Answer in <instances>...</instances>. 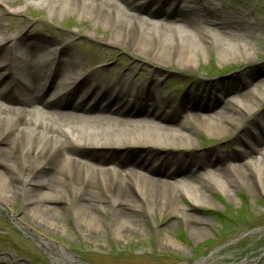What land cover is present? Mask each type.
<instances>
[{"label":"bare ground","instance_id":"obj_1","mask_svg":"<svg viewBox=\"0 0 264 264\" xmlns=\"http://www.w3.org/2000/svg\"><path fill=\"white\" fill-rule=\"evenodd\" d=\"M21 4L44 8L49 14L54 10L60 15L84 18L107 35L105 45L160 66L174 62L178 68L192 71L197 59L213 50L218 64L229 61L264 67V59L255 60L250 43H260L255 31L264 26V21L247 19L246 12L233 17L235 14L225 9L212 11L202 0H0V75L10 92L26 93L19 99L0 91V210L20 230L34 231L27 225L32 220L35 227L40 223L44 231L51 226L58 228L64 220L58 211L72 201L73 215L82 228L95 227L99 219L109 215L114 232L124 236L134 230L127 220L129 211L142 210L150 217H179L188 236L198 240L209 233L211 222L185 212L190 206L215 208L212 192L234 202V191L239 188L264 198V159L259 162L261 155H256L261 147L247 145L248 140L264 136V111H259L256 119L238 134L236 140L243 149L235 155L230 172L210 168L214 161L221 160L216 152L211 156L216 148L199 151L196 158L193 155L200 133L213 138L236 133L244 120L259 110L260 103L255 99L263 101L264 95H247L246 91L240 93L243 101L235 102L238 97L231 96L225 100V107L216 110L224 104L221 98L228 94L225 89L216 88L213 97L193 96L189 91L172 107V100L158 97V82L140 83L131 78V68L113 81L110 73H119L122 68L83 71L77 67L83 54L72 46V32L63 36L27 34L24 28L10 32L6 17L16 14ZM143 13L157 21L180 22L183 29L148 24L141 18ZM195 17L202 22L198 24ZM217 32L222 39L216 36ZM82 36L92 41L104 40L90 32ZM104 57L97 63L110 61L109 56ZM254 74L253 69L246 71L242 83L232 79L229 89L247 86ZM154 75L164 78L166 74L155 69ZM60 76L71 82V91L61 96L53 93L52 97L60 96L55 99L47 98L60 79L54 85H42L39 78L48 82ZM23 79L29 81L31 90ZM78 91L81 103L74 105L73 95ZM87 102L93 104L90 113L86 111ZM33 106H39L44 113L32 111ZM191 110L200 111L202 116L194 118L191 125H180L178 118ZM95 115L99 123L88 120ZM173 125L177 129H172ZM133 147L145 148L144 157L128 164L152 173L151 176L124 169L126 161L119 154H109L111 149ZM85 148L94 151L87 155L81 151ZM154 150L159 153L152 157ZM188 152L192 160L185 161L183 156ZM245 154L249 155L240 163ZM201 169L212 173L192 184ZM184 172L191 176L177 180ZM15 198H20L24 207L25 213L19 217L11 208ZM102 199L109 204H103ZM190 221L199 225L193 226ZM34 235L47 247L42 235ZM50 257L57 263L84 264L64 247L59 248L57 256L50 253Z\"/></svg>","mask_w":264,"mask_h":264},{"label":"rangeland","instance_id":"obj_2","mask_svg":"<svg viewBox=\"0 0 264 264\" xmlns=\"http://www.w3.org/2000/svg\"><path fill=\"white\" fill-rule=\"evenodd\" d=\"M202 1L212 11L225 9L230 14H235L233 17L243 16L246 12L247 19L264 21V0ZM14 8L17 7L14 6ZM19 8L16 14H9L6 17V22L10 24V32L16 28H24L27 34L43 36H63L72 32V46L83 54L82 59L77 60L79 68L90 69L86 66L90 62H94V65L99 67V63L96 62L105 58L104 56H109L110 61L105 62L103 67L110 70L117 67L122 68L120 76L131 68V78L139 79L140 83H149L151 80L154 83L159 82L161 88L157 95L160 99H179L186 90L197 92L202 96L209 95L214 92L217 85L219 86L217 88L225 89L230 96L244 93L246 90H248L247 95H253V93L264 95V67H257L256 64L245 65L241 62L229 61L218 64L215 53L211 50L203 58L197 59L195 69L192 71L180 69L174 62L167 66H160L134 53L105 45L107 35L99 27L93 26L77 15H60L54 10L49 14L46 9H38L34 6L22 5ZM230 17L226 15V18ZM142 18L146 23H152L145 15ZM162 25L169 29H183V24L175 22L162 23ZM87 32L103 37L104 40L92 41L83 37L82 35ZM255 32H257V39L260 43L258 45L254 42L250 43L255 50V60L260 62L264 59V26L260 25ZM216 36L219 39L223 38L219 32ZM251 68L255 74L253 79L248 81V85L230 90L229 86L233 84L232 79L237 80V83L244 82V74L252 70ZM155 69L165 73L164 78L157 77L160 74L155 76ZM112 74L113 72L110 76ZM185 75H189V78ZM205 85L210 86L209 91ZM255 100L260 103L259 110L244 120V124L238 128L236 133H230L221 138L209 137L203 133L198 136L196 148L198 151L216 148L222 152V160L213 165L214 168L231 170L232 159L230 158L239 146L236 140L238 134L256 119L259 111H264V99H261L263 101ZM235 101H243V97ZM198 115L197 112L186 111L179 121L187 125L192 123V118H197ZM92 149L85 148L81 151L88 155L94 151ZM116 151L120 149L114 150L111 154L117 155ZM141 154L142 147H133L123 152L121 156L125 161L131 162ZM183 158L192 160L191 154H185ZM204 171L206 170L196 172L192 184H195L197 179L208 177L207 173H203ZM187 176V172H184L177 178ZM94 193L101 197L99 192ZM211 195L217 203L215 208L195 205L185 210L194 217L206 218L211 222L209 233L198 240L188 236L179 217L169 214L161 216L153 214L150 217L142 210H130L127 220L134 226V230L130 234L121 236L114 232L109 222V215L99 219L95 227L82 228L73 215L74 202L72 201L64 204L58 211L59 215L64 217L58 228L46 226L48 231H44L41 224L37 222L38 226L35 227L32 220L27 225L35 232L28 230L25 233L0 210V264H70L51 260L50 253L57 256L60 247H64L66 252L74 255L84 264H240L242 261H246V264H264V198L259 195H249L242 188L234 191V202H228L218 192H212ZM102 202L109 204L106 199H102ZM182 203L186 204L184 201ZM11 208L17 217L25 213L20 198L12 200ZM190 224L199 225L196 221H190ZM33 233L42 235L47 241V247L40 244L39 239Z\"/></svg>","mask_w":264,"mask_h":264}]
</instances>
